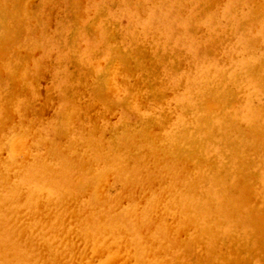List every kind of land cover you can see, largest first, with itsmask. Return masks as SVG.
<instances>
[{
    "label": "bare ground",
    "instance_id": "bare-ground-1",
    "mask_svg": "<svg viewBox=\"0 0 264 264\" xmlns=\"http://www.w3.org/2000/svg\"><path fill=\"white\" fill-rule=\"evenodd\" d=\"M0 264H264V0H0Z\"/></svg>",
    "mask_w": 264,
    "mask_h": 264
}]
</instances>
